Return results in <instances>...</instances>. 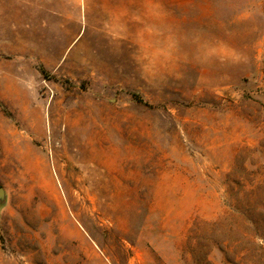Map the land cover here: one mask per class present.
<instances>
[{
  "label": "rangeland",
  "instance_id": "obj_1",
  "mask_svg": "<svg viewBox=\"0 0 264 264\" xmlns=\"http://www.w3.org/2000/svg\"><path fill=\"white\" fill-rule=\"evenodd\" d=\"M0 264H264V0H0Z\"/></svg>",
  "mask_w": 264,
  "mask_h": 264
},
{
  "label": "bare ground",
  "instance_id": "obj_2",
  "mask_svg": "<svg viewBox=\"0 0 264 264\" xmlns=\"http://www.w3.org/2000/svg\"><path fill=\"white\" fill-rule=\"evenodd\" d=\"M36 117H37V125L39 127H41L42 126V115H41V113H39L38 115H36Z\"/></svg>",
  "mask_w": 264,
  "mask_h": 264
}]
</instances>
